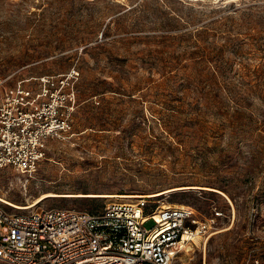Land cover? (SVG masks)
Here are the masks:
<instances>
[{"label": "rangeland", "instance_id": "1", "mask_svg": "<svg viewBox=\"0 0 264 264\" xmlns=\"http://www.w3.org/2000/svg\"><path fill=\"white\" fill-rule=\"evenodd\" d=\"M74 67L75 134L0 167L5 209L220 210L172 264L264 261V0H0V92Z\"/></svg>", "mask_w": 264, "mask_h": 264}, {"label": "built area", "instance_id": "2", "mask_svg": "<svg viewBox=\"0 0 264 264\" xmlns=\"http://www.w3.org/2000/svg\"><path fill=\"white\" fill-rule=\"evenodd\" d=\"M78 76L74 67L0 92V167L32 172L51 140L74 136ZM222 214L214 210L210 219L200 220L192 206L149 208L145 201L122 200L96 211L10 212L0 200V264H172L195 236L205 243ZM252 264L264 261L256 258Z\"/></svg>", "mask_w": 264, "mask_h": 264}, {"label": "bare ground", "instance_id": "3", "mask_svg": "<svg viewBox=\"0 0 264 264\" xmlns=\"http://www.w3.org/2000/svg\"><path fill=\"white\" fill-rule=\"evenodd\" d=\"M180 188V187H179ZM164 191L162 192H155V193H152V194H149V196H155V195H159L161 193H163ZM58 193H54V192H47V193H44L42 194L40 197L36 198L33 202H30L29 204L27 205H19V204H13L14 206L20 208V209H29V208H32L34 206H36L42 199H44L45 197H48V196H55L57 195ZM78 195H81V194H78ZM86 195H98V196H104V197H111V198H114V197H121V198H127V197H135L136 195H133V194H119V193H102V194H95V193H88ZM139 196V195H137ZM0 200L2 201H7L6 199L0 197ZM189 205H185V204H180V203H163L162 205L159 206V208H169V207H176V208H186L188 207ZM187 238L186 234L184 235V240ZM199 236H195L193 238V242L192 243H198L199 242ZM188 243L190 242H186L184 244V248L183 250H187V245ZM205 244V243H204ZM185 251V252H187Z\"/></svg>", "mask_w": 264, "mask_h": 264}, {"label": "trees", "instance_id": "4", "mask_svg": "<svg viewBox=\"0 0 264 264\" xmlns=\"http://www.w3.org/2000/svg\"><path fill=\"white\" fill-rule=\"evenodd\" d=\"M92 200H94V199H92Z\"/></svg>", "mask_w": 264, "mask_h": 264}]
</instances>
